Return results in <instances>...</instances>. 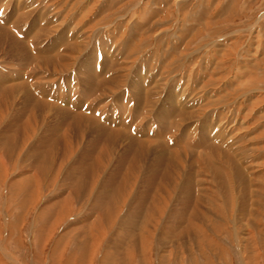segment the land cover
<instances>
[{"label":"rangeland","instance_id":"1","mask_svg":"<svg viewBox=\"0 0 264 264\" xmlns=\"http://www.w3.org/2000/svg\"><path fill=\"white\" fill-rule=\"evenodd\" d=\"M0 5L4 6L0 30H12L16 22L14 31L38 36L30 49L47 61L37 75L42 76L38 86L43 85L47 93L52 90L68 96L73 107L82 108L70 99L72 93L68 95L72 78L91 75L93 81L107 85L110 77H123L120 86L110 85L114 91L107 89L100 102L90 101L104 118H124L123 126L135 136L124 130L108 131L115 141L106 140L97 166L88 154L92 157L96 141L105 139L101 137L105 129L78 114L81 123L77 127H73L75 118H65L71 127L68 148L55 142L41 149L39 138L46 136L42 126L46 127L47 120L43 115L27 118L24 109L29 106L17 88L19 83H13L17 87L10 96L16 108L11 104L13 112L3 113L4 105L0 107V264H264V0H0ZM27 42L22 43L26 46ZM11 50L0 42V72H15L23 62L17 60V48ZM95 67L101 69L99 78L92 74ZM163 67L164 72H158ZM129 79L132 84L147 85L157 108L176 87L183 88L180 92L187 96L183 103L189 106L201 95L208 104L206 121H211L212 114L215 120L224 116L221 125L232 132L230 142L243 153L248 172L232 171L231 179L215 182L212 166L218 164L204 153L212 154V148L198 153L203 148L183 147L179 142L186 144L188 137L182 140L168 129V121L153 124V131L146 129L148 120L156 122V107L143 112V106L137 113L131 108L125 111L126 118L110 102L127 88ZM78 91L73 94L77 96ZM50 116L58 118V114ZM144 135L157 136L152 142L138 140ZM174 144L177 150L171 149ZM50 150L55 154L49 155Z\"/></svg>","mask_w":264,"mask_h":264},{"label":"bare ground","instance_id":"2","mask_svg":"<svg viewBox=\"0 0 264 264\" xmlns=\"http://www.w3.org/2000/svg\"><path fill=\"white\" fill-rule=\"evenodd\" d=\"M83 1V0H82ZM103 1V0H102ZM4 2V1H3ZM99 2V1H98ZM142 3V1H141ZM140 3V4H141ZM5 4H6V1H5ZM44 4V3H43ZM69 4V3H68ZM101 4V3H100ZM22 5V4H21ZM92 5H94L92 3ZM106 5V4H105ZM19 6V5H18ZM3 5H0V19L2 20V11H3ZM22 7V6H21ZM20 7V8H21ZM105 7V6H104ZM15 8V7H14ZM24 8V7H23ZM25 9V8H24ZM22 10V9H21ZM93 10V9H92ZM19 11V10H18ZM102 12V11H101ZM22 13V11H21ZM4 14V13H3ZM87 14V13H86ZM103 14V13H101ZM23 15V14H22ZM59 15V14H58ZM70 15V14H69ZM72 15V14H71ZM21 16V15H19ZM68 16V14L66 15ZM84 16V15H83ZM82 16V18H83ZM56 17V16H55ZM62 17V16H61ZM22 18V17H21ZM25 19V16L23 17ZM64 18V16H63ZM73 18V16H72ZM87 19V18H86ZM0 20V21H1ZM84 20V18L82 19ZM81 20V21H82ZM88 20V19H87ZM93 20V19H92ZM91 20V21H92ZM104 20H100V22H103ZM106 21V20H105ZM24 22V21H23ZM72 22V21H71ZM70 22V23H71ZM77 22V21H76ZM86 22V20L84 21ZM99 22V23H100ZM16 23V22H14ZM13 23V26H14V29L12 30H7V29H1L0 30V42H6L7 45H8V48L10 49V51H12L11 49L13 47L17 48V52H18V56H17V60H23V62L21 64H18V67L16 69V71H10V72H3L1 71L0 72V93H2L0 95V107L3 106L4 109H3V113L7 112V111H12V110H9V108L12 107V105L15 103H11V101L13 100L12 97L10 96V94L12 92L15 91L16 87H14V84L13 83H19L18 84V90L23 93L22 96L23 97V100H24V103L27 104L29 107L24 109V113L27 114V118H34V120L36 118H41V116L43 115L44 118H46L47 120V125L46 124V127L45 125H43L42 127L45 128L44 132H46V136L45 137H41L39 138V140H41L43 142V144L39 145V148L43 149L46 145L47 146H50L52 147L55 142H59L61 145L64 146V148H68L69 147V141H72V140H69L70 139V130H71V127L68 126L65 122V118H75V120L77 122H75L76 126H73V127H77L79 125V123H81V119L79 117L80 114H83V116H87L88 118H90L91 120H95L94 122L99 124L100 126H102L105 131L104 132H101V137H105V139L101 138L100 140L98 139L96 142H97V145L94 147L93 146V149L95 150V153L92 154L90 157L88 154V157L91 161H95V165L98 166V162L101 163L99 157H100V154L101 152H105L106 150L103 149L106 148V140L108 138L112 139L115 141V137L114 134H111L108 133V131H112V130H115V131H119V130H124L126 132H128L130 135L134 136L133 132L131 129L127 128L126 126H123L125 125V121H124V118L120 117V118H116L115 115H112V117L110 119H106L104 118L102 115H101V110L100 108H98V105L97 106H92V101H95V100H98L100 102V100L103 99V97L105 96V94L107 93V89L109 90V92H113L114 91V86L110 87V85H113V84H117V87L121 85L122 83V78L123 77H119V76H114V77H110L107 85H106V82L102 84L101 81H93L92 78H91V75H87L85 77H81V78H84V79H74L72 78V80H70L69 82H71V84L67 87L68 89V95L70 93H72V97L70 96V99L73 101V102H80L82 108H80L79 105L75 104L74 107L71 103H69V100H68V96H63L61 97V95H57L56 93H54V91L52 92V90H50L49 88H47V90L49 89V93H47L46 91L42 90L44 89V86L43 85H39V82L41 81L40 78L42 77H39L37 75H40V73L38 72V70L40 71L41 68L47 64V61H44V59H41L39 56L37 55H34V51L33 49H30V46L31 44L33 46H36V38H38L37 35H34L31 36V34H29L30 32L29 31H14L16 30L15 28V24ZM20 23V22H19ZM45 23V22H43ZM51 23V22H50ZM79 23V22H78ZM82 23V22H81ZM94 24V22H92ZM110 23V22H109ZM33 24V22H32ZM36 24V23H34ZM83 24V23H82ZM97 24V23H96ZM12 25V23H11ZM18 25V24H17ZM46 25V24H45ZM44 25V26H45ZM52 25V24H51ZM68 25V24H67ZM80 25V24H79ZM103 25V24H102ZM108 25V24H107ZM34 26V25H33ZM89 26V25H88ZM104 26V25H103ZM17 27V26H16ZM35 27V26H34ZM80 27V26H79ZM78 27V28H79ZM42 28V26H41ZM92 28V27H91ZM10 29V28H9ZM48 29V28H47ZM51 30V29H50ZM72 30V29H71ZM90 30V29H89ZM41 31V29L39 30ZM85 31V30H84ZM38 32V31H37ZM36 32V33H37ZM42 32V31H41ZM53 32V31H52ZM66 32V31H65ZM83 32V31H82ZM88 32V31H86ZM94 32V31H93ZM111 32V31H110ZM134 32V31H133ZM149 32V31H148ZM68 33V32H67ZM74 33V32H73ZM39 35V33H37ZM50 34V33H49ZM70 34V33H69ZM76 34V33H75ZM85 34V33H83ZM95 34H97L95 32ZM149 34V33H148ZM99 35V34H98ZM112 35V34H111ZM150 35V34H149ZM158 35V34H157ZM31 36V37H30ZM78 36V35H77ZM121 36V35H120ZM153 37V35H151ZM100 37V36H99ZM52 38V37H51ZM102 38V37H101ZM57 39V38H56ZM129 39V38H128ZM2 40V41H1ZM28 41L26 43V46L22 43L23 41ZM41 40V39H40ZM83 40V39H82ZM96 40V39H95ZM100 40V39H99ZM166 40V39H165ZM58 41V40H57ZM74 41V40H73ZM85 41V40H84ZM150 41V40H149ZM43 42V41H42ZM60 42V41H58ZM176 42V41H175ZM22 43V44H21ZM64 43V46H65V42ZM99 43V42H98ZM136 43V42H135ZM150 43V42H149ZM4 44V43H2ZM59 44V43H58ZM70 44V42H69ZM75 44V43H74ZM118 44V43H117ZM141 44V43H140ZM28 45V46H27ZM54 45V44H53ZM88 45V44H87ZM3 46V45H2ZM55 46V45H54ZM61 46V45H60ZM75 46V45H73ZM86 46V45H85ZM119 46V45H118ZM142 46V45H141ZM147 46V45H146ZM151 46V45H150ZM42 47V46H41ZM66 47V46H65ZM123 47V46H122ZM57 48V46L55 47ZM54 48V49H55ZM77 48V47H75ZM140 48V47H139ZM146 48V47H145ZM38 50H41V48L39 47L38 45ZM43 49V48H42ZM52 49V48H51ZM59 49V48H58ZM66 49V48H65ZM84 49V48H83ZM186 49V48H185ZM27 50H31L30 53H27L28 51ZM49 50V49H48ZM60 50V49H59ZM64 50V49H63ZM141 50V49H140ZM9 51V52H10ZM66 51V50H65ZM85 51V50H84ZM175 48L173 49V52L172 54L170 53V59H174L176 57V52H175ZM61 52V51H60ZM67 52V51H66ZM138 52V51H137ZM44 53V52H43ZM55 53V52H54ZM167 53V52H165ZM62 54V53H61ZM75 54V52H74ZM139 54V53H138ZM2 55V54H1ZM7 55V54H6ZM45 55V54H44ZM51 55V54H50ZM66 55V54H65ZM16 56V55H15ZM49 56V55H48ZM55 56V55H54ZM127 57V56H126ZM2 59V58H1ZM54 59V58H53ZM172 59V60H173ZM16 60V61H17ZM52 60V59H51ZM63 60V59H62ZM67 60V59H66ZM217 60V59H216ZM13 61V60H11ZM56 61V60H54ZM58 61V60H57ZM59 61H60V58H59ZM75 61V60H74ZM73 62V61H72ZM175 62V61H174ZM50 63V62H49ZM57 63V62H56ZM71 63V62H70ZM133 63V62H132ZM220 63V62H219ZM54 64V63H53ZM61 64V63H59ZM67 64V62L65 63ZM221 64V63H220ZM11 65V64H10ZM69 64H67L65 66V68L68 66ZM77 65V63H76ZM75 65V67H76ZM105 65V64H104ZM133 65V64H132ZM63 66V65H62ZM163 66V65H162ZM168 66V62L166 64V68ZM174 66V64H173ZM122 67V66H121ZM61 68V67H60ZM222 69V68H221ZM165 68L163 67V69L159 70L158 72H164ZM100 71L101 69L100 68H96L94 69L93 73L97 78L100 77ZM3 72V73H2ZM42 72V71H41ZM109 72V71H108ZM31 73H33L34 75H31ZM57 73V72H56ZM59 73V72H58ZM64 73V72H63ZM90 73V72H89ZM258 73V72H257ZM55 74V73H54ZM261 75V74H260ZM140 78V77H139ZM52 79V78H51ZM50 79V80H51ZM54 79V77H53ZM141 80V78H140ZM48 81V80H47ZM45 81V82H47ZM198 81V80H197ZM132 80L129 79V81L127 82V88L124 87L123 90L119 95H116L113 97L112 101L110 103L112 104H116L118 107H120V110L125 113V111H129V109H134V112H139V110L145 106V108L143 109V112L146 111L148 112L151 108H155L157 106V99H155L154 97H152L150 95V89L147 87V85H141L140 84H137V83H134L132 84ZM181 81L180 80H176V84H181L180 83ZM141 83H143V81L141 80ZM12 84V85H10ZM50 84V83H49ZM175 84V85H176ZM191 84V82H190ZM202 86H203V82L201 83ZM249 84V83H248ZM247 84V85H248ZM192 88L194 87V83L191 84ZM11 87V90L9 92H7V90ZM116 87V88H117ZM185 87V86H184ZM196 87H198V85L196 84ZM250 87V86H249ZM246 88V87H245ZM183 89L182 87H176V89L171 93L168 94L167 96V101L165 104H161L158 108L156 107V113L155 115L153 116L156 120L155 121H152V120H148L147 122L149 123V126H147V130L150 132L151 130L153 131V124H161V123H164L165 121H168L167 122V127L168 129H172L174 131H176V135L178 136H181L184 140V137H186L188 139L187 143L186 144H183V142H179L180 144L182 143L183 147L184 145L185 146H194L196 148H200L203 150H199L198 153H203L205 149L207 148H212L213 149V152L212 154L209 153V150H206L205 155L207 156V159L208 160H214L218 166H212V171L215 173V182L217 181L216 179L218 180H221V179H231V173L232 171H235V173L240 171V172H243L244 174L248 172V165L247 166H244V162H246L245 159H242L245 158L243 153L242 152H239V150L237 148H235V143L233 142H230V141H233V138L234 136L232 135V132L230 131H227V128L224 126L222 127L221 124H223L222 120H224V116L223 117H217L215 120L214 119V115L212 114L211 116V121L210 122H207L206 121V117H205V114H206V108H207V105L208 104H204L202 102V96L200 95L199 97H196L193 101H192V104L189 106L188 103H183V101L187 98V96L183 95L180 90ZM77 90H80L78 92H75V94L77 96H75L73 94L74 91H77ZM185 89L183 90V92H185ZM193 91V90H192ZM130 92V93H129ZM187 94V92H185ZM190 94V92L188 93V95ZM192 96V95H191ZM190 96V97H191ZM21 97V96H20ZM159 97V96H158ZM163 97V96H162ZM161 97V98H162ZM195 97V96H194ZM261 98V97H260ZM92 100V101H90ZM159 100V99H158ZM14 101V100H13ZM16 101V100H15ZM17 102V101H16ZM97 102V101H96ZM227 102V101H226ZM12 104V105H11ZM15 108L16 106L13 105ZM210 106V105H209ZM19 107V106H18ZM103 107V105H102ZM211 108V107H210ZM19 109V108H18ZM21 109V108H20ZM84 109V110H82ZM112 109V108H111ZM237 111L239 112V109H240V106H238L237 108ZM231 110V109H230ZM15 111V110H14ZM55 111L54 113H50V112H53ZM72 112L73 114L69 113V112ZM84 111V112H82ZM13 112V111H12ZM20 112V111H19ZM82 112V113H81ZM154 112H155V109H154ZM9 113V112H8ZM17 113V111H16ZM22 113V111H21ZM107 113V112H106ZM50 114H58V118H55V119H52ZM78 117H77V115ZM126 114V113H125ZM2 115V114H1ZM5 115V114H3ZM149 115V114H148ZM247 115V113L245 114ZM16 116V115H15ZM208 116L210 117V115L208 114ZM6 117V116H5ZM14 117V116H13ZM12 117V118H13ZM126 118L127 117V114H126ZM151 119V118H150ZM11 120V119H10ZM16 120V119H14ZM38 120V119H37ZM36 120V121H37ZM92 120V121H93ZM127 120V119H126ZM138 120V119H137ZM145 120V119H144ZM215 120V121H213ZM226 120V119H225ZM5 121V119H4ZM3 121V122H4ZM29 121V120H28ZM170 121V122H169ZM21 122V121H20ZM24 122V121H23ZM62 122V123H60ZM27 123V122H26ZM36 123V122H35ZM94 123V125H96ZM238 123H239V120H238ZM60 124H62L61 126H59ZM215 124H218L219 127L217 126L215 128ZM14 125V124H13ZM27 124H25L26 126ZM52 125V126H51ZM221 125V127H220ZM6 126V125H5ZM9 126V125H8ZM97 126V125H96ZM231 126V125H230ZM12 127V126H11ZM14 127V126H13ZM249 127V126H248ZM255 127V126H254ZM16 129V128H15ZM37 129V128H36ZM73 129V128H72ZM76 129V128H75ZM78 129H82L81 128V125L78 127ZM235 130V129H232V127H228V130ZM12 130V129H10ZM100 130V129H99ZM131 130V131H130ZM145 130V128H144ZM237 130V129H236ZM264 130V129H263ZM81 132V130H79ZM88 131V130H87ZM134 131V130H133ZM146 131V130H145ZM6 132V131H5ZM60 132V133H59ZM108 133V134H107ZM236 135L237 133L234 132ZM244 133V132H243ZM262 133V132H261ZM8 133H6L7 135ZM24 134V133H23ZM72 134L73 131H72ZM76 134V132H75ZM88 134V133H87ZM142 134V133H141ZM5 135V134H4ZM3 135V136H4ZM109 135V136H108ZM162 135V134H160ZM174 135V137L176 136ZM258 135V134H257ZM260 135V134H259ZM2 136V135H1ZM14 136V135H13ZM58 136H61L60 137V140L58 139L59 137ZM154 136H157V135H154ZM153 136V137H154ZM170 136V135H169ZM173 136V135H172ZM225 136L227 137V139H225ZM241 136V135H239ZM5 137V136H4ZM72 137V136H71ZM135 137V136H134ZM153 137H150V136H147V135H144V136H141L140 139L138 140H141V141H146V142H152L154 141ZM256 137V136H255ZM22 138V137H21ZM77 138V137H76ZM79 138V137H78ZM177 138V137H176ZM185 138V140H186ZM190 138V139H189ZM240 138V137H239ZM249 138V137H248ZM2 139V137H1ZM81 139V138H80ZM160 139V138H159ZM172 139V138H171ZM79 140V139H78ZM173 140V139H172ZM5 141V139H4ZM81 141V140H80ZM162 141V140H161ZM165 141V140H164ZM163 141V142H164ZM174 141V140H173ZM177 141V140H176ZM236 141V140H235ZM39 142V141H38ZM62 142V143H61ZM93 142V141H92ZM101 142V146H98ZM156 142V141H155ZM167 142V141H166ZM171 143V141H168ZM89 143V142H88ZM245 143V142H244ZM1 144V143H0ZM36 143H34L35 145ZM72 144V143H71ZM118 144V143H117ZM132 143H129V145H131ZM150 144V143H149ZM155 144V143H154ZM2 145V144H1ZM133 145V144H132ZM153 145V144H152ZM178 145V144H177ZM243 145V144H242ZM88 146V145H87ZM135 146V145H134ZM139 146V145H138ZM141 146V144H140ZM146 146V145H145ZM144 146V147H145ZM155 146V145H154ZM173 147H171V149L175 148L176 144L172 145ZM90 147V145H89ZM114 147V146H113ZM119 147L120 146H116L115 148L117 150H119ZM137 147V146H136ZM143 147V146H142ZM161 148L162 147H166L165 145L163 146H160ZM159 147V148H160ZM177 147V146H176ZM57 148V147H56ZM78 148V147H77ZM87 148V147H86ZM153 148V147H152ZM160 148V149H161ZM169 148V146H168ZM195 148V150H196ZM37 149V148H36ZM60 149V148H59ZM62 149V148H61ZM123 149L122 148L120 151L123 152ZM157 149V148H155ZM176 149V148H175ZM178 149V148H177ZM176 149V150H177ZM192 149V148H191ZM74 150V149H73ZM72 149H70V153L72 154L73 151ZM153 150V149H152ZM162 150V149H161ZM160 150V151H161ZM33 151V150H32ZM31 151V152H32ZM82 151V150H81ZM86 151V150H85ZM116 151V150H115ZM159 151V150H158ZM170 151H173V150H170ZM202 151V152H201ZM263 151V150H262ZM36 152V150H35ZM175 152V151H173ZM172 152V153H173ZM178 152V151H177ZM182 152V151H181ZM244 152V151H243ZM28 153V152H27ZM45 153V152H44ZM48 153V152H47ZM88 153V152H87ZM116 153V152H115ZM120 153V152H119ZM151 153V151H150ZM158 153V152H157ZM160 153V152H159ZM167 153V152H166ZM176 153V152H175ZM196 153V152H195ZM55 153L53 152V150H50V154L49 155H54ZM76 154V152H75ZM112 154V153H111ZM133 154V153H132ZM132 154H130L132 156ZM137 154V153H135ZM141 154V153H139ZM250 154V153H249ZM63 155V154H61ZM103 155V154H102ZM178 155V154H176ZM196 155V154H194ZM193 155V156H194ZM199 155V154H197ZM27 157V155H25ZM68 156V155H67ZM113 156V155H112ZM147 156V155H146ZM161 156V154L159 155ZM169 156V155H168ZM184 156V155H183ZM252 156V155H251ZM82 157V156H80ZM85 157V155L83 156ZM128 157V156H127ZM136 157V156H135ZM157 157V156H155ZM163 157V156H162ZM186 157V155H185ZM195 157V156H194ZM202 157V156H201ZM58 158V157H57ZM79 158V154L77 156V159ZM118 158V157H117ZM122 158V157H120ZM125 158V157H124ZM137 158V157H136ZM153 158V156H152ZM181 158V157H180ZM206 158V157H205ZM89 159L88 162H89ZM111 159V158H110ZM155 159V158H154ZM159 159V158H157ZM155 159V160H157ZM164 159V158H163ZM193 159V158H192ZM251 159V158H250ZM76 160V159H75ZM117 160V159H116ZM136 160V159H135ZM141 160H143V158H141ZM153 160V159H152ZM160 160V159H159ZM166 160V159H164ZM200 161V159H198ZM197 160V161H198ZM206 160V159H205ZM243 160V161H242ZM108 161V160H107ZM122 161V160H120ZM119 161V163H120ZM57 162V161H56ZM55 162V163H56ZM61 162V161H60ZM77 164L81 165V162H79V160H77ZM87 162V161H86ZM125 162V161H124ZM164 162V161H163ZM169 162V161H168ZM173 162V161H171ZM190 162V161H189ZM205 162V161H204ZM25 163V161H24ZM62 163V162H61ZM75 163V161L73 162ZM84 163V162H83ZM92 163V162H91ZM112 163V162H111ZM132 163V162H131ZM140 163V162H139ZM150 163V162H149ZM177 163V162H176ZM60 164V163H59ZM86 164V163H85ZM123 164V163H122ZM134 164V161L133 163ZM152 164V163H151ZM171 164V163H170ZM183 164V163H182ZM34 165V164H33ZM39 165V163H38ZM112 165V164H111ZM127 165V164H126ZM125 165V166H126ZM136 165V164H135ZM181 165V164H179ZM209 165V164H208ZM96 166V167H97ZM122 166V165H120ZM140 166V165H139ZM148 166V165H146ZM157 166V164H156ZM165 166V165H164ZM168 166V164H167ZM182 166V165H181ZM194 166V165H193ZM251 166V165H250ZM77 167V165H76ZM76 167H72V170H78ZM83 167V166H82ZM81 167V168H82ZM131 167V166H130ZM133 167V166H132ZM131 167V169H132ZM143 167V166H142ZM252 167V166H251ZM85 168V166L83 167V169ZM108 168V167H107ZM112 168V167H111ZM136 168V167H134ZM140 168V167H139ZM148 168V167H147ZM171 168V167H170ZM175 168V166H174ZM187 168V167H186ZM207 168V167H206ZM250 168V167H249ZM65 169V168H63ZM90 169V168H89ZM121 169V168H120ZM119 169V170H120ZM130 169V170H131ZM149 170H152L154 171L155 168L152 167V168H148ZM244 169V170H243ZM253 169V168H252ZM129 170V169H128ZM174 170V169H172ZM176 170V169H175ZM189 170V169H188ZM196 170V169H195ZM202 170V169H201ZM35 171V170H34ZM79 171V170H78ZM85 171V170H84ZM118 171V170H117ZM167 171V170H166ZM200 171V170H199ZM206 171V170H205ZM111 173V171H109ZM119 172V171H118ZM121 172V170H120ZM124 172V171H123ZM122 172V173H123ZM126 172V170H125ZM159 172V171H158ZM177 172V171H175ZM70 173V172H69ZM74 173V172H73ZM140 173V172H139ZM164 173V172H163ZM172 173V172H171ZM179 173V172H178ZM181 173V172H180ZM179 173V175H180ZM186 173V172H184ZM192 173V172H191ZM194 173H196L194 171ZM201 173V172H200ZM84 174V173H83ZM86 174V173H85ZM120 174V173H119ZM127 174V173H126ZM130 174V173H129ZM154 174V173H153ZM174 173H172L173 175ZM177 174V173H176ZM234 174V173H232ZM251 174L250 172L248 173V175ZM73 175V174H72ZM111 175V174H110ZM168 175V173H167ZM171 175V174H169ZM178 175V174H177ZM175 175V176H177ZM210 175V174H209ZM242 175V174H241ZM66 176V175H65ZM88 177V175H86ZM92 176V175H91ZM119 176V175H118ZM174 176V177H175ZM183 176V175H182ZM202 176V175H201ZM235 176V175H234ZM70 177V176H69ZM110 177V176H109ZM148 177V176H147ZM150 177V176H149ZM169 177V176H167ZM171 177V176H170ZM173 177V178H174ZM179 177V176H178ZM198 177V176H197ZM203 177V176H202ZM211 177V176H210ZM261 177V176H260ZM66 178V177H65ZM107 178V177H106ZM112 178V177H111ZM120 178V177H119ZM122 178V177H121ZM165 179L166 176L164 177ZM183 178V177H182ZM186 178V177H185ZM184 178V180H185ZM195 178V177H194ZM250 178V177H249ZM67 179V178H66ZM65 179V180H66ZM126 179V178H125ZM129 179V178H128ZM155 180V178H153ZM159 179V178H158ZM170 179V178H169ZM175 179V178H174ZM189 178H186V183L188 181ZM198 179V178H197ZM210 179V178H209ZM235 179V178H234ZM106 180V179H105ZM112 180V179H111ZM143 180V179H142ZM147 180V179H145ZM163 182L164 179H162ZM171 180V179H170ZM170 180L166 181V182H169ZM180 180V179H179ZM122 181V180H121ZM128 181V180H127ZM182 181V180H180ZM210 181V180H209ZM234 181V180H233ZM247 181V180H246ZM78 182V181H77ZM126 182V181H125ZM144 182V181H143ZM156 182V181H155ZM162 182V183H163ZM202 182V181H201ZM229 182V181H228ZM123 183V182H122ZM176 183V182H175ZM181 183V182H180ZM72 184V183H71ZM95 184V183H94ZM126 184V183H124ZM159 184V183H158ZM161 184V183H160ZM178 184V182H177ZM182 184V183H181ZM184 184V183H183ZM217 184V183H216ZM233 183H231L232 185ZM237 185V183H235ZM253 184V183H252ZM96 185V184H95ZM176 185V184H175ZM195 185V184H194ZM201 185V183H200ZM206 185V184H204ZM234 185V186H236ZM70 186V185H69ZM73 187V185H71ZM109 186V185H108ZM117 186V185H116ZM160 186V185H159ZM180 186V185H179ZM182 186V185H181ZM224 186V185H223ZM75 187V186H74ZM73 187V188H74ZM80 187V185H79ZM130 187V186H129ZM175 186H173L174 188ZM83 188V187H82ZM122 188V187H121ZM154 188H156L154 186ZM159 188V187H158ZM184 188V187H182ZM197 188V187H196ZM238 188V187H237ZM34 189V188H33ZM117 189V188H115ZM119 189V188H118ZM166 189V188H165ZM175 189V188H174ZM172 189V190H174ZM222 189V188H221ZM220 189V190H221ZM70 190V189H69ZM157 190V189H156ZM161 190V189H160ZM164 190V189H163ZM187 190V188H186ZM195 190V189H193ZM200 190V189H199ZM209 190V189H208ZM238 190V189H237ZM251 190V189H250ZM159 191V189H158ZM169 191V190H168ZM181 191L184 193L183 190H180L178 193H181ZM190 191V190H189ZM235 191V190H234ZM93 192V191H92ZM167 192V191H166ZM237 192V191H236ZM70 193V192H69ZM156 193V192H155ZM154 193V194H155ZM187 193V191H186ZM202 193V191L200 192ZM149 195V194H148ZM147 195V197H148ZM161 195V194H160ZM197 195V194H196ZM66 196V195H65ZM151 196V194H150ZM178 196V195H177ZM198 196L199 195V192H198ZM68 197V196H67ZM156 198V197H155ZM178 198V197H177ZM192 198V197H191ZM203 198V196H202ZM180 199V198H179ZM182 199V197H181ZM185 199V198H184ZM189 199V198H188ZM187 199V201H188ZM200 199V197L198 198ZM63 200H66L65 198ZM149 200V199H148ZM185 201V200H184ZM186 201V202H187ZM197 201V200H196ZM195 201V203H196ZM59 202V201H58ZM137 202V201H136ZM63 203V202H62ZM139 203V202H138ZM136 203V205L138 204ZM190 203V202H188ZM194 203V202H193ZM194 203V205H195ZM61 204V203H60ZM95 204V203H94ZM154 204V203H153ZM192 204V203H190ZM198 205V204H196ZM49 206V205H48ZM51 206V204H50ZM135 206V205H134ZM52 208L53 205H52ZM55 208H56V205H55ZM54 208V209H55ZM135 208V207H134ZM191 208V207H190ZM47 209V207L45 208V210ZM94 209H96L94 207ZM56 210V209H55ZM136 210V208H135ZM138 211V210H137ZM98 212V211H97ZM136 211H134L135 213ZM107 215V214H106ZM184 215V214H182ZM181 215V216H182ZM126 216V215H125ZM179 217V216H178ZM132 219V217H130V220ZM88 220V219H87ZM129 220V219H128ZM86 221V220H85ZM127 221V220H126ZM135 221V220H134ZM184 221V220H183ZM129 222V221H128ZM126 222V223H128ZM141 222V221H140ZM179 222V221H178ZM182 222V221H181ZM123 223V222H122ZM142 223V222H141ZM95 224V223H94ZM133 224V223H132ZM141 225V224H140ZM124 226V225H123ZM140 229V228H139ZM134 232V231H133ZM131 235V234H130ZM119 237V236H118Z\"/></svg>","mask_w":264,"mask_h":264}]
</instances>
